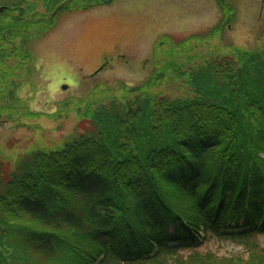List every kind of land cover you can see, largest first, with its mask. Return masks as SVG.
Wrapping results in <instances>:
<instances>
[{
	"label": "trees",
	"instance_id": "trees-1",
	"mask_svg": "<svg viewBox=\"0 0 264 264\" xmlns=\"http://www.w3.org/2000/svg\"><path fill=\"white\" fill-rule=\"evenodd\" d=\"M218 4L207 32L165 39L183 40L178 53L157 44L142 85L60 103L50 119H78L62 145L0 157V264H264V46L215 44L233 19ZM8 9L0 122L21 126L42 116L16 91L52 26ZM165 79L168 92L153 87Z\"/></svg>",
	"mask_w": 264,
	"mask_h": 264
},
{
	"label": "rangeland",
	"instance_id": "rangeland-1",
	"mask_svg": "<svg viewBox=\"0 0 264 264\" xmlns=\"http://www.w3.org/2000/svg\"><path fill=\"white\" fill-rule=\"evenodd\" d=\"M19 1L0 0V5L12 7ZM93 1L73 0L60 10L57 22L67 11ZM217 1L177 0L175 9L176 14L180 15L179 20L167 17L173 9L167 6V3L154 5L149 0L133 7L129 5V0H116L109 6L100 4L83 15L66 17L61 29L54 30L32 43V50L30 49L32 59L29 64L31 71L27 74L24 71L21 75V84L16 91V96L24 100L30 110L39 112L42 116L35 120L23 121L21 126L11 122H0V157L14 160L35 147L54 149L62 145L74 130L78 119L74 113L68 114L60 121L50 119L52 112L59 111L60 103L74 98H84L97 86L112 89L119 83L127 87L142 85L156 69L155 59L160 55L159 50H156L152 59L150 58L152 42L168 36H173L175 41L207 32L216 26L226 13L218 4L220 0ZM21 2L23 7L29 6L26 0ZM262 2L264 0H223L225 9L226 7L233 9L232 12L228 10L233 19L228 23L225 38L221 41L218 35L214 40L215 44L223 48L226 42L227 47L232 45L247 51L263 47ZM7 17L8 10L2 19L6 20ZM166 40H162L161 44L167 42L178 49L176 53L180 51L183 40L177 44ZM119 43L120 47L122 43L129 47L124 50L126 59L130 61L129 68L115 64L113 69L110 68L95 77H87L96 69L101 56L108 54L111 48ZM194 44L203 45L199 42ZM34 58L36 66H33ZM41 59L48 62V65L44 63L39 65ZM55 65L59 67L56 68ZM81 67L83 71L78 70ZM75 73L80 75L79 79ZM171 83L165 79L163 84L156 83L153 87L168 92L170 87H174ZM66 84L69 89L63 91L61 86ZM233 247L234 243L225 242L220 251L224 252L225 249L230 250Z\"/></svg>",
	"mask_w": 264,
	"mask_h": 264
},
{
	"label": "flooded vegetation",
	"instance_id": "flooded-vegetation-1",
	"mask_svg": "<svg viewBox=\"0 0 264 264\" xmlns=\"http://www.w3.org/2000/svg\"><path fill=\"white\" fill-rule=\"evenodd\" d=\"M20 0L18 3H22ZM29 3V6L34 7V11L31 13L32 15L37 16L36 18H39L40 20L43 21V23L48 24L49 23V19L51 20V24L49 25H54V30H59L62 28L63 22L65 21V18L68 17L69 15H83L84 13H87L84 10V8L87 6V4H81L79 5L76 9L71 10V11H67L66 13L62 14L59 17V20L57 22V16L59 15V11L56 12L55 15H52V13L54 12L55 7L63 2L64 0H60L59 2H57V0H26ZM152 4L154 5H158V4H163V3H167V6L169 5L171 8H173L172 10H170L169 15L167 16L169 19H173V20H179L180 19V15L176 14V9H175V2L177 0H149ZM17 3V2H16ZM140 3H145V0H129V5L131 7L133 6H137ZM262 6L264 7V2H262ZM28 7V6H27ZM11 14H8L7 17V21L11 20V18H14L13 16H10ZM53 21L55 22L53 24ZM165 36V35H164ZM164 39H168V37H165ZM158 40H154L150 46V58L152 59L153 55L155 54L156 51V43ZM163 41L159 40L158 43L161 44ZM129 47L126 44L121 45L120 47V43L119 45H114L111 48V51H109V53H105L104 55L101 56L100 58V62L98 64V66L96 67L95 70H93L92 73H90L88 76H93L94 73L102 68V70L100 72H103L104 70H109L110 68H114L115 64H119L124 68H129L130 65V61H128L126 59V54H124V50L128 49ZM146 59V58H145ZM144 59V60H145ZM149 59V58H148ZM39 65L44 63L45 65H48V62H46L44 59L39 60ZM56 68L59 67L57 65H55ZM78 70L83 71V68H79ZM99 74V73H98ZM75 76L79 79L80 75H78L77 73H75Z\"/></svg>",
	"mask_w": 264,
	"mask_h": 264
},
{
	"label": "water",
	"instance_id": "water-1",
	"mask_svg": "<svg viewBox=\"0 0 264 264\" xmlns=\"http://www.w3.org/2000/svg\"><path fill=\"white\" fill-rule=\"evenodd\" d=\"M72 1H73V0H66L65 2L59 4V5L56 7V9L54 10L53 15H55V13H56L59 9H61L63 6H65V5L69 4V3H71ZM102 1H103V3H108L110 0H102ZM1 11H2V8H1ZM61 88H62V90H66V89L68 88V86L63 85Z\"/></svg>",
	"mask_w": 264,
	"mask_h": 264
}]
</instances>
